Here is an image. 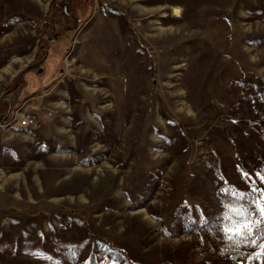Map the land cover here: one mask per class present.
Here are the masks:
<instances>
[{"label": "rangeland", "instance_id": "1", "mask_svg": "<svg viewBox=\"0 0 264 264\" xmlns=\"http://www.w3.org/2000/svg\"><path fill=\"white\" fill-rule=\"evenodd\" d=\"M61 1L0 0V264H264V0Z\"/></svg>", "mask_w": 264, "mask_h": 264}, {"label": "snow or ice", "instance_id": "2", "mask_svg": "<svg viewBox=\"0 0 264 264\" xmlns=\"http://www.w3.org/2000/svg\"><path fill=\"white\" fill-rule=\"evenodd\" d=\"M264 180V177H262ZM261 191L260 189H253V192ZM243 195V194H242ZM253 204L255 205V211L248 208H233L232 211L239 216L241 219L231 228H225L224 231L228 234L229 239L233 236H240L247 238L254 235L255 231H260V225L264 224V194L259 199H254ZM259 214L258 218L253 219ZM264 248V245H261Z\"/></svg>", "mask_w": 264, "mask_h": 264}, {"label": "built area", "instance_id": "3", "mask_svg": "<svg viewBox=\"0 0 264 264\" xmlns=\"http://www.w3.org/2000/svg\"><path fill=\"white\" fill-rule=\"evenodd\" d=\"M13 123H15L14 126L19 128H30L33 124V121L29 117H25L22 114L16 113L13 118Z\"/></svg>", "mask_w": 264, "mask_h": 264}, {"label": "trees", "instance_id": "4", "mask_svg": "<svg viewBox=\"0 0 264 264\" xmlns=\"http://www.w3.org/2000/svg\"><path fill=\"white\" fill-rule=\"evenodd\" d=\"M77 0H63L60 2L59 5L56 6L57 9H59V6H61V8L64 10L65 8L69 11L73 10V6L72 4H74V2H76ZM66 3V7H62V5ZM126 264H132L131 262H129L128 260H126Z\"/></svg>", "mask_w": 264, "mask_h": 264}, {"label": "bare ground", "instance_id": "5", "mask_svg": "<svg viewBox=\"0 0 264 264\" xmlns=\"http://www.w3.org/2000/svg\"><path fill=\"white\" fill-rule=\"evenodd\" d=\"M178 10L177 9H175V12H177ZM178 13V12H177Z\"/></svg>", "mask_w": 264, "mask_h": 264}]
</instances>
